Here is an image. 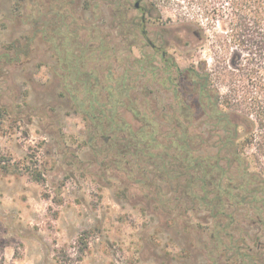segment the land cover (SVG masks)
<instances>
[{"label":"rangeland","instance_id":"obj_1","mask_svg":"<svg viewBox=\"0 0 264 264\" xmlns=\"http://www.w3.org/2000/svg\"><path fill=\"white\" fill-rule=\"evenodd\" d=\"M115 2L0 0V49L14 43L22 50L19 61L0 63V264H230L227 254L214 256L209 223L191 211L178 217L180 208L191 206L189 198L178 199L181 194L171 189L163 192V206H171L173 216L170 209L152 206L141 189L125 191L112 169H102L100 157L86 143L88 120L70 111L57 95L60 70L47 35L68 30L80 41L98 43L102 25L109 48L111 40L117 48V30L122 23L124 30L129 28L131 15L116 13ZM156 2L153 16L178 19V67L209 72L220 97L228 98L233 50L225 41L226 25L186 0ZM26 15L35 23L29 24ZM57 35L52 34L54 42L62 34ZM133 50L139 56V49ZM194 85L184 81L177 92L193 118L201 114ZM149 86L164 117L176 119L174 108H167L170 92ZM171 125L166 122V127ZM209 142L202 150H214ZM37 172L39 181L34 179ZM199 210L198 216H204ZM256 229L261 241L264 229L258 226L250 233Z\"/></svg>","mask_w":264,"mask_h":264},{"label":"trees","instance_id":"obj_2","mask_svg":"<svg viewBox=\"0 0 264 264\" xmlns=\"http://www.w3.org/2000/svg\"><path fill=\"white\" fill-rule=\"evenodd\" d=\"M186 1L226 25L225 41L233 50L228 98L220 97L209 72L179 70L194 82L201 114L193 118L178 101V117L167 120L159 97L141 80L148 72L144 60L131 63L123 45V54L109 52L105 38L80 41L58 29L51 31L62 34L58 41L47 35L60 70L55 89L70 111L88 120L86 143L125 191L141 189L152 206L170 209L173 216L171 206H163V194L171 189L181 194L178 199L189 198L191 206L180 208L178 217L191 211L209 223L214 256L227 254L230 264H264V236L259 241L257 229L250 233L264 229V0ZM26 21L32 25L36 19ZM91 27L96 30L94 23ZM21 53L14 43L5 44L0 63H15ZM206 141L214 150H202ZM34 179L39 181V172Z\"/></svg>","mask_w":264,"mask_h":264},{"label":"flooded vegetation","instance_id":"obj_3","mask_svg":"<svg viewBox=\"0 0 264 264\" xmlns=\"http://www.w3.org/2000/svg\"><path fill=\"white\" fill-rule=\"evenodd\" d=\"M156 5H158L156 0H118V3L115 2L113 7L116 13L131 15V23L126 25V27H129L126 30L122 28L123 23L120 24V27L118 25L121 29L117 30L119 35L117 37V48L113 49L114 42L111 40V50L112 53H122L124 52L122 47L127 46L126 51L131 54V63H135L134 60L136 59L144 60V70L148 71L144 72L143 77H146L144 81L149 85L159 86L161 91L167 89L172 96L167 100V108L176 109L178 86L183 84L184 81L189 84L192 83V80L188 78V74H182L179 70H191V68H179L176 62L178 54V19L172 20L167 17L163 19L159 14L153 16L152 12H155ZM98 27L100 40L106 38L108 35L107 29L102 25ZM184 27L189 29V26ZM191 33L195 37L199 36L194 29H191ZM194 44L195 42L191 44V47ZM134 48L139 49V56L134 54ZM143 48L148 49L149 52ZM97 50L102 51V48ZM133 66L138 67L135 64ZM174 113L178 114V111Z\"/></svg>","mask_w":264,"mask_h":264}]
</instances>
